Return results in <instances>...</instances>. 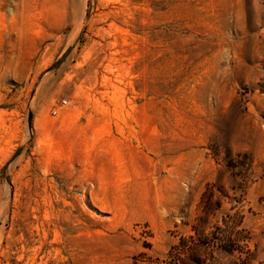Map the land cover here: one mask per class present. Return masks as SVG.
<instances>
[{
	"label": "rangeland",
	"instance_id": "obj_1",
	"mask_svg": "<svg viewBox=\"0 0 264 264\" xmlns=\"http://www.w3.org/2000/svg\"><path fill=\"white\" fill-rule=\"evenodd\" d=\"M0 264H264V0H0Z\"/></svg>",
	"mask_w": 264,
	"mask_h": 264
},
{
	"label": "water",
	"instance_id": "obj_2",
	"mask_svg": "<svg viewBox=\"0 0 264 264\" xmlns=\"http://www.w3.org/2000/svg\"><path fill=\"white\" fill-rule=\"evenodd\" d=\"M28 118H29V120L31 119V112L28 113ZM19 150H20V147L17 148V150L15 151L14 155H16L19 152Z\"/></svg>",
	"mask_w": 264,
	"mask_h": 264
}]
</instances>
